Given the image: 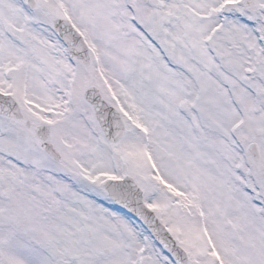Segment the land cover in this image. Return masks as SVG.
I'll list each match as a JSON object with an SVG mask.
<instances>
[{"label":"snow or ice","instance_id":"6c2138e0","mask_svg":"<svg viewBox=\"0 0 264 264\" xmlns=\"http://www.w3.org/2000/svg\"><path fill=\"white\" fill-rule=\"evenodd\" d=\"M0 264H264V0H0Z\"/></svg>","mask_w":264,"mask_h":264}]
</instances>
